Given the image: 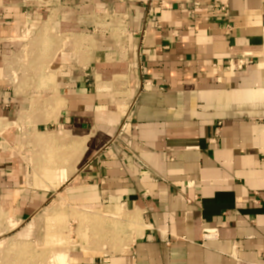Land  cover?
Returning a JSON list of instances; mask_svg holds the SVG:
<instances>
[{"label":"crops","instance_id":"obj_1","mask_svg":"<svg viewBox=\"0 0 264 264\" xmlns=\"http://www.w3.org/2000/svg\"><path fill=\"white\" fill-rule=\"evenodd\" d=\"M150 1L0 0V213L80 211L67 264H264V0Z\"/></svg>","mask_w":264,"mask_h":264},{"label":"rangeland","instance_id":"obj_2","mask_svg":"<svg viewBox=\"0 0 264 264\" xmlns=\"http://www.w3.org/2000/svg\"><path fill=\"white\" fill-rule=\"evenodd\" d=\"M34 38L29 33L25 39L27 47L23 49L24 47L21 45L16 50L14 55L15 61H17L15 72L18 75L29 71L30 60L38 57V54L36 53L35 57V51L28 47L30 46L29 43L34 42L32 41ZM31 45L35 46L36 44ZM33 53L34 55H32ZM30 69L34 70V65L33 67L30 65ZM34 71L38 73L39 70L35 67ZM35 83L38 82H34V85ZM32 102L35 107L41 102V98L35 96ZM43 115L41 111L37 112L34 108V111L29 114L25 112L14 114L15 119L10 121L24 120L28 116L41 120ZM8 149L11 150L10 147ZM38 162L40 165L38 167L40 169L39 173L41 172L44 175L43 178L49 182L50 180L53 181L51 177H55L54 180L57 182L60 178V174L59 177L56 175L61 168L59 164L67 161L66 159L56 160L53 158L49 161L41 159ZM48 174L49 176L51 174L50 178ZM58 183V186H60V180ZM60 198L55 197L52 199L38 214L23 225L16 226V229H13L15 227L10 225V219H5L4 214L0 213V218H2L0 219V264H59L57 260L61 254H68L80 245L84 231L83 222L80 219L81 213L69 208L65 202L60 208L54 209V204Z\"/></svg>","mask_w":264,"mask_h":264},{"label":"built area","instance_id":"obj_3","mask_svg":"<svg viewBox=\"0 0 264 264\" xmlns=\"http://www.w3.org/2000/svg\"><path fill=\"white\" fill-rule=\"evenodd\" d=\"M154 0L150 1V6L153 4ZM220 12L222 13V16L224 18H228L229 14H230V6L228 4V2L226 1L225 3H221L220 6L218 5ZM147 24H151V22L156 21L155 16L153 14V9L151 8V10L148 13V17H147ZM11 148V144L8 142V140L6 139V137L3 136V133L0 132V164L2 163V161L5 159V155L7 153V151L9 150L8 148ZM217 237V231L216 230H205L204 231V239L206 240H212L213 238Z\"/></svg>","mask_w":264,"mask_h":264},{"label":"bare ground","instance_id":"obj_4","mask_svg":"<svg viewBox=\"0 0 264 264\" xmlns=\"http://www.w3.org/2000/svg\"><path fill=\"white\" fill-rule=\"evenodd\" d=\"M45 173V172H44ZM47 173V172H46ZM49 173V172H48ZM50 176H51V174H50ZM50 176H49V174H48V177L50 178ZM51 178H53V180H54V178L55 177H51ZM62 179V178H61ZM63 180V179H62ZM61 183H62V181H61ZM43 186V185H42ZM48 186V185H47ZM43 187H45V186H43ZM52 187V186H51ZM50 187V188H51ZM42 188V187H41ZM53 188V187H52ZM62 204H63V201H58V202H56L55 204H54V209H56V208H60V206H62ZM64 207V206H63ZM0 219H2V218H0ZM120 220V219H119ZM15 228H13V229H16V226L15 225H13ZM12 226V227H13ZM69 243V242H68ZM55 245V244H54ZM1 246V245H0ZM3 246V245H2ZM69 246V245H68ZM54 257V256H53ZM56 260H57V258H56ZM58 263L59 264H67L68 263V254H61L60 256H59V258H58ZM56 262V261H55Z\"/></svg>","mask_w":264,"mask_h":264}]
</instances>
